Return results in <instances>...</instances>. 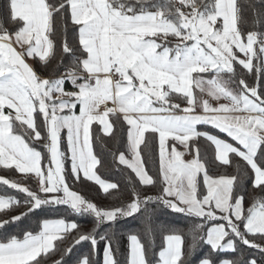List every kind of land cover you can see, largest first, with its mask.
Returning a JSON list of instances; mask_svg holds the SVG:
<instances>
[{
  "label": "snow or ice",
  "instance_id": "obj_1",
  "mask_svg": "<svg viewBox=\"0 0 264 264\" xmlns=\"http://www.w3.org/2000/svg\"><path fill=\"white\" fill-rule=\"evenodd\" d=\"M247 8L253 13L251 30L241 27L240 0H7L0 13V167L31 174L36 187L0 177V184L24 194L23 199L0 194L4 217L20 210L10 219L0 217V229L55 206L91 215L96 228L85 233L74 221L45 218L38 231L0 239V264H46L56 253L60 259L53 264H67L65 257L82 242L92 251L77 264H94L101 241L103 264H119L112 238L99 227L141 213L150 221L152 204L194 221L187 253L182 234L164 230L156 264H185L200 242L211 252L199 264H264L242 255L212 259L235 253L238 245L264 256V195L246 205L239 191L247 176L264 194V0ZM57 18L65 33L60 64L65 56L72 59L63 73L45 78L27 61L47 66L55 57ZM69 25L75 47L66 37ZM119 120L127 125L126 144L114 162L134 174L131 200L101 207L73 190L68 178L82 176L105 194L119 190L97 174L102 161L94 153L92 131L96 124L114 136ZM198 125L211 126L231 142ZM150 138L158 141L155 176L141 148L148 149ZM201 138L214 148L213 163L232 166L239 158L243 166L237 162L235 174L211 175ZM137 184L159 192L142 195ZM150 248L129 234L126 264H151Z\"/></svg>",
  "mask_w": 264,
  "mask_h": 264
},
{
  "label": "trees",
  "instance_id": "obj_2",
  "mask_svg": "<svg viewBox=\"0 0 264 264\" xmlns=\"http://www.w3.org/2000/svg\"><path fill=\"white\" fill-rule=\"evenodd\" d=\"M259 4L260 0H240V3L245 5L244 23L241 25L243 30H251L253 13L251 9L247 8L248 3ZM7 0H0V13L4 6L6 5ZM3 14H0V20H3ZM6 27H10L7 23ZM56 52L55 57L51 62L44 66L37 60H33V66L39 75L49 77L50 75H60L65 71V69L70 65L71 57L65 56L63 58L62 65L60 64L61 60V41L65 36V33L62 31V21L57 18L56 22ZM67 40L69 44L73 47L76 46V37L72 31L71 26L66 33ZM58 65H60L58 67ZM237 75L242 76L243 73L239 66H237ZM248 82L253 83V77L248 76ZM68 88H72V85L69 82H66ZM179 102V101H177ZM185 105H182V107ZM114 119V117H110ZM200 131H209L215 135H219L220 138L229 139L224 134L218 133L216 129L211 128L208 125H198ZM92 131L94 134L93 138V147L94 153L102 161V165L97 166V174L101 176L102 179H105L109 182H115L119 185V190H110V194H105L92 181L85 180L82 176L80 181H74L70 176L68 182L71 185L72 189L79 192L86 199L96 203L101 207H113L119 206L121 204H126L131 200V191L133 188L132 179L134 174L130 173V170H127L122 165H118L114 162V154L118 151H123L126 144V131L127 125L123 123L122 120L116 121L115 123V135L107 136L99 128L98 125L93 124ZM148 134H146L147 136ZM229 142L230 139H229ZM201 156L206 162L207 167L209 168L210 174L213 176L221 174H235L236 168L235 164L239 161V158H233L232 166H221L218 163H213L214 159V148L210 145L209 142L201 138L198 141ZM38 150L40 145H35ZM146 159V167L150 171V174L155 176L157 173L158 167V141L156 139H149L148 149H144V146H141ZM243 166V162H240ZM0 177H5L9 179L16 180L21 182L23 185L30 186L32 188L36 187L34 178H30L31 174L26 176L25 174L18 173L15 169H4L0 167ZM138 190L142 195L155 196L159 192L158 187L151 186H140L136 185ZM242 195H245L246 205L252 202L254 196L264 195L252 188L251 183L248 180L247 176L242 178L241 187L239 189ZM0 194H7L16 196L18 199H23L24 194L18 193L15 190L8 188L0 184ZM150 208V221L145 219V214H138L135 218H121L115 224H105L99 227V232L101 234L107 233L112 238V246L119 264H126L127 254H128V235L137 234L146 247L151 244L149 251V260L151 264H156L158 257V252L163 247V235L166 234L164 230L172 229L179 234H182L184 239V251L187 253L189 246L192 244V233L191 226L194 221L185 215L172 212L169 209L164 208L163 206L152 204ZM19 209L16 211H10L8 216L4 217L3 213H0V217L5 219H10L11 216L18 215ZM45 218H66L69 221H74L79 225L81 231L88 233L92 232L96 228L94 218L91 215H76L72 214L65 206H55V207H46L43 211L37 210L33 214H29L22 221L10 223L5 226L3 229H0V239L8 235H21L23 231L32 230L38 231L40 227V222ZM151 227L152 231L148 232L147 229ZM114 233V235H113ZM65 241L63 244H59L60 248L66 247L70 242ZM103 250L104 242L101 241L98 244V252L94 256V264H103ZM91 245L89 242H82L80 245H77L73 252L65 257L67 264H77L78 260L83 256L91 255ZM210 247L200 242L199 247L196 249L195 254L186 259L185 264H199V261L207 257L210 254ZM241 255L245 260L250 258H256L259 260H264V256H261L260 253L255 249H249L247 246L238 245L237 251L233 252H221L219 254H212V259L219 261L222 259L228 260H238ZM60 259L59 253L50 255V258L46 260V264H53V261Z\"/></svg>",
  "mask_w": 264,
  "mask_h": 264
},
{
  "label": "crops",
  "instance_id": "obj_3",
  "mask_svg": "<svg viewBox=\"0 0 264 264\" xmlns=\"http://www.w3.org/2000/svg\"><path fill=\"white\" fill-rule=\"evenodd\" d=\"M30 65H32L33 66V59H29L28 61H27ZM33 68H34V66H33ZM35 69V68H34ZM41 77H45V76H42V75H40ZM46 78V77H45ZM65 88H66V90H71L72 88H68L67 86H66V84H65ZM194 94H196V95H201L200 93H199V91L198 90H194ZM203 98L204 99H209V102L210 103H213V104H215L216 103V101H214V100H211L208 96H206V95H204L203 96ZM220 102H226V101H220ZM171 143V142H170ZM179 147V146H178ZM179 150H181V151H183V148H179ZM185 159H191L192 158V156L191 155H185V157H184Z\"/></svg>",
  "mask_w": 264,
  "mask_h": 264
}]
</instances>
